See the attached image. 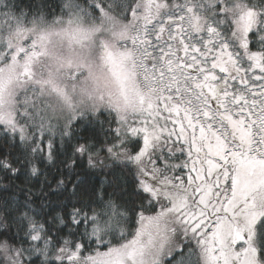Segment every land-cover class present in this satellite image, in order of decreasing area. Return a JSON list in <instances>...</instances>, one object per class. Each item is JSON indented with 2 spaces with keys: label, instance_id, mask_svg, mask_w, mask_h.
Listing matches in <instances>:
<instances>
[{
  "label": "snow or ice",
  "instance_id": "obj_1",
  "mask_svg": "<svg viewBox=\"0 0 264 264\" xmlns=\"http://www.w3.org/2000/svg\"><path fill=\"white\" fill-rule=\"evenodd\" d=\"M0 264H264V0H0Z\"/></svg>",
  "mask_w": 264,
  "mask_h": 264
}]
</instances>
